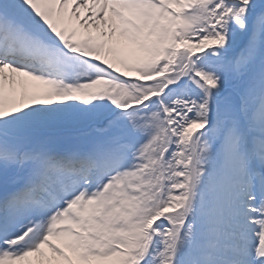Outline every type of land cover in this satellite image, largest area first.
Masks as SVG:
<instances>
[{
  "label": "snow or ice",
  "instance_id": "1",
  "mask_svg": "<svg viewBox=\"0 0 264 264\" xmlns=\"http://www.w3.org/2000/svg\"><path fill=\"white\" fill-rule=\"evenodd\" d=\"M0 264H264V0H0Z\"/></svg>",
  "mask_w": 264,
  "mask_h": 264
},
{
  "label": "rangeland",
  "instance_id": "2",
  "mask_svg": "<svg viewBox=\"0 0 264 264\" xmlns=\"http://www.w3.org/2000/svg\"><path fill=\"white\" fill-rule=\"evenodd\" d=\"M129 75H130V76H133V77L135 76V74H134V73H129Z\"/></svg>",
  "mask_w": 264,
  "mask_h": 264
}]
</instances>
